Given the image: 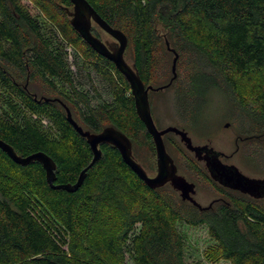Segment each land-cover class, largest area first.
Returning a JSON list of instances; mask_svg holds the SVG:
<instances>
[{"label": "trees", "instance_id": "trees-1", "mask_svg": "<svg viewBox=\"0 0 264 264\" xmlns=\"http://www.w3.org/2000/svg\"><path fill=\"white\" fill-rule=\"evenodd\" d=\"M87 1L127 36L145 85L173 89L180 119L197 121L208 89L216 90L235 108L245 142L264 139V0ZM72 10L70 0H0V140L21 157L52 158L56 186L76 184L93 160L66 109L84 130L114 127L133 148L143 135L155 150L128 81L72 27ZM66 46L107 85L110 102L93 106ZM100 148L74 192L53 188L39 162L20 165L0 148V264H125L128 253L133 264H187L179 223L206 227L213 254L231 264H264V199L222 189L184 154L189 172L222 197L200 209L170 186L149 188L116 148Z\"/></svg>", "mask_w": 264, "mask_h": 264}, {"label": "water", "instance_id": "water-1", "mask_svg": "<svg viewBox=\"0 0 264 264\" xmlns=\"http://www.w3.org/2000/svg\"><path fill=\"white\" fill-rule=\"evenodd\" d=\"M70 1L73 4V10L68 11V15L71 18L70 23L72 27L97 54L110 60L128 81L131 93L135 99L137 115L145 125L148 134L152 137L154 142L157 159V174L155 177H150L142 165L137 162L133 153V143L124 133L114 127L104 128L100 133H92L88 130H84L73 120L68 109V121L72 124L74 129L87 140V143L93 152L92 162L82 171L76 184L54 185V182L56 181L57 165L52 158L43 152L28 157H21L10 145L1 140L0 148L6 152L13 161L20 165L39 162L44 167L47 181L53 188L74 192L82 186L87 171L102 158L103 152L100 148L101 145H110L120 152L124 162L132 168V170L149 188L155 190L170 185L174 191L180 194L183 201H189L194 206L200 209H205L194 199L196 194L195 184L189 182L186 177L179 174L174 159L167 151L164 137L173 133L180 138V141L184 144L185 148L190 153L194 154L197 159L202 160L201 155L205 152L207 168L211 178L215 182L225 188L248 195L251 198L264 199V179L250 178L243 174L236 166L224 164L220 160V155H222V153L207 145H194L188 132L183 129L174 126L162 130L158 129L152 116L149 93L151 91L164 90V87L154 88L152 86H146L139 75L137 66L135 64L130 65L126 61L125 52L128 47V38L122 31L110 26L104 19H102L87 0ZM93 24H96L116 42L114 44L103 42L94 34ZM167 46L169 50H171L168 43ZM174 54L175 56L172 64L173 78L169 85H171L177 77L176 67L178 54Z\"/></svg>", "mask_w": 264, "mask_h": 264}, {"label": "rangeland", "instance_id": "rangeland-1", "mask_svg": "<svg viewBox=\"0 0 264 264\" xmlns=\"http://www.w3.org/2000/svg\"><path fill=\"white\" fill-rule=\"evenodd\" d=\"M161 31L164 32L163 30ZM93 32L103 42L108 44L116 42L96 24H93ZM65 50L67 51L68 63L74 74L77 75V84L88 92L93 106L110 102L112 98L108 93L107 85L101 78L94 72H83L80 69L81 62L74 51L68 46L65 47ZM125 59L130 65L134 64L129 47L125 52ZM87 74H89V78H87ZM244 83L246 86L244 90L245 96H248L247 98L251 101L250 83H247L246 80ZM2 92L0 90V95ZM149 100L153 119L159 129L162 130L169 126L184 129L192 138L194 145H209L214 150L228 156V159L223 161L225 164L236 166L243 174L250 178L264 179V139L259 140V142L257 140H249L247 142L236 141L238 137H244L240 133L241 126L236 110L224 94L208 89L197 121H183L179 118L174 107L173 89L151 91L149 93ZM1 107H3V104L0 99V113ZM41 123L45 127V130L49 129L50 124L48 120L43 119ZM168 140V152L176 165H178L179 174L186 177L188 181L198 185V192L195 197L196 201L203 206H207L213 199L220 198V193L211 182L189 172L185 155H188L195 163L197 161L186 150L179 137L171 134ZM149 142L143 135L140 136L138 144L133 148V151L135 149L137 162L142 165L150 177H155L157 174L156 152L155 150L153 151ZM200 167L203 169V166L200 165ZM178 228L186 241L187 264H231L229 261L213 254L216 242L210 237L206 227L193 228L179 223ZM125 264H133L129 253L127 254Z\"/></svg>", "mask_w": 264, "mask_h": 264}, {"label": "flooded vegetation", "instance_id": "flooded-vegetation-1", "mask_svg": "<svg viewBox=\"0 0 264 264\" xmlns=\"http://www.w3.org/2000/svg\"><path fill=\"white\" fill-rule=\"evenodd\" d=\"M67 110V109H66ZM155 124H156V122H155ZM157 126V125H156ZM80 127H82V126H80ZM170 127V126H169ZM82 128H84V127H82ZM159 129V128H158ZM180 129V128H179ZM161 130V129H160ZM184 130V129H183ZM170 134H173V133H170ZM175 135V134H174ZM178 137V136H177ZM180 139V138H179ZM245 140H247V138H240V137H238L237 138V142H239V141H245ZM203 146H206V145H203ZM207 146H209V145H207ZM210 147V146H209ZM210 148H212V147H210ZM187 150V149H186ZM168 151V150H167ZM188 151V150H187ZM189 152V151H188ZM192 154V153H191ZM193 156H194V154H192ZM205 156H206V154H205V152H203V154L201 155V157H202V160H199V159H197L195 156H194V158H195V160L197 161L196 162V165H197V167L198 168H200L201 169V171L204 173V174H206L209 178H210V180L213 182V183H215L217 186H220L222 189H225V190H227V191H231V192H238V191H234V190H231V189H228V188H225V187H223V186H221L220 184H218L217 182H215L212 178H211V176H210V173H209V171H208V168H207V161H206V159H205ZM225 159H228V156H225L224 154H222V155H220V160L223 162ZM224 163V162H223ZM199 164V165H198ZM225 164V163H224ZM200 165L201 166H203V169L200 167ZM179 171V170H178ZM207 180V179H206ZM208 182H210L209 180H207ZM190 182V181H189ZM191 183H193V184H195V187H196V194H195V196H194V199H195V197H196V195H197V189H198V185L196 184V183H194V182H191ZM213 185V184H212ZM167 186H170V185H167ZM214 186V185H213ZM171 187V186H170ZM178 193V192H177ZM238 193H240V192H238ZM240 194H242V193H240ZM178 195L180 196V194L178 193ZM242 195H244V194H242ZM245 196H248V195H245ZM249 197V196H248ZM181 198V197H180ZM222 197H220V198H216V199H213L212 201H211V203H209V205H207V206H203V205H201L198 201V203L202 206V208H207V207H211L216 201H218L219 199H221ZM196 200V199H195ZM186 202H188V203H190L189 201H186ZM191 205H193L192 203H190ZM194 206V205H193Z\"/></svg>", "mask_w": 264, "mask_h": 264}]
</instances>
